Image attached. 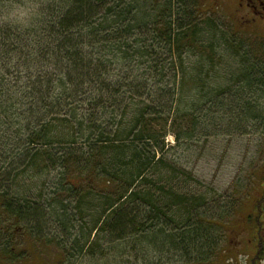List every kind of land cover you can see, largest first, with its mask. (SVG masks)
I'll use <instances>...</instances> for the list:
<instances>
[{"label":"trees","instance_id":"obj_1","mask_svg":"<svg viewBox=\"0 0 264 264\" xmlns=\"http://www.w3.org/2000/svg\"><path fill=\"white\" fill-rule=\"evenodd\" d=\"M17 2L39 6L28 26L0 21V126L21 132L0 147V200L22 255L54 247L43 264L203 258L215 241L218 222L204 217L214 200L188 187L171 152L181 139L259 124L264 133L256 40L245 49L201 0ZM254 170L252 264L264 259V168ZM0 252L16 259L7 237Z\"/></svg>","mask_w":264,"mask_h":264},{"label":"rangeland","instance_id":"obj_2","mask_svg":"<svg viewBox=\"0 0 264 264\" xmlns=\"http://www.w3.org/2000/svg\"><path fill=\"white\" fill-rule=\"evenodd\" d=\"M200 5V10L204 11L203 15L214 17L228 32H235L243 41L245 49L251 51V42L256 40L253 44L254 56L264 57V0H201ZM218 69L223 73L228 66L224 63L223 68ZM259 102H262L261 98ZM261 104L263 108L264 101ZM262 129L259 124L247 128L246 133L220 134L206 140L187 142L181 139L178 148L171 152L179 158L177 165L180 164V168L192 176L188 187L196 193H204L209 199L213 197L212 207L205 209L204 217L216 220L218 225L210 230L215 239L213 250L203 254V258H197L195 253L186 258H182L178 253H171L164 257L168 263L195 264L196 260H201V264H252L256 241L253 237L254 222L249 219V215L254 212L255 199L259 196V191L255 190V186L252 187L255 180L252 170L255 169L254 173H257L264 168ZM18 135L20 136L21 132L15 125L0 126V147L3 148L5 138L14 139ZM166 141L171 146L176 144L171 134L167 135ZM188 145L190 149L185 150ZM185 175L181 173L180 176ZM36 180L39 182L34 177L30 183ZM18 226L14 221H10L0 200V241L7 237L9 249L16 256V259L8 260L9 263L0 258V264H16L18 256H30L25 258L23 264H43V261L47 263L46 260H50L55 253L54 247H46L43 254L34 248V253L39 256L27 252L22 255L26 242L20 235ZM262 234L264 236V228ZM32 240L38 241V238L33 237ZM254 263L264 264V259ZM50 264H53V261Z\"/></svg>","mask_w":264,"mask_h":264},{"label":"clouds","instance_id":"obj_3","mask_svg":"<svg viewBox=\"0 0 264 264\" xmlns=\"http://www.w3.org/2000/svg\"><path fill=\"white\" fill-rule=\"evenodd\" d=\"M38 4L24 5L17 0H8L0 5V21H7L21 27L28 26L33 17L39 15Z\"/></svg>","mask_w":264,"mask_h":264},{"label":"flooded vegetation","instance_id":"obj_4","mask_svg":"<svg viewBox=\"0 0 264 264\" xmlns=\"http://www.w3.org/2000/svg\"><path fill=\"white\" fill-rule=\"evenodd\" d=\"M5 241V239L4 240H2V241H0L1 243H3Z\"/></svg>","mask_w":264,"mask_h":264}]
</instances>
